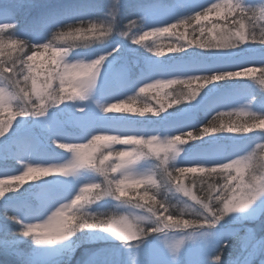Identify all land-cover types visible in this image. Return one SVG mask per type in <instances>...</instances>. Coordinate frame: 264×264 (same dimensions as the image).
Wrapping results in <instances>:
<instances>
[{
    "label": "snow or ice",
    "instance_id": "6c2138e0",
    "mask_svg": "<svg viewBox=\"0 0 264 264\" xmlns=\"http://www.w3.org/2000/svg\"><path fill=\"white\" fill-rule=\"evenodd\" d=\"M30 4L25 0H14L13 3L6 9H0V16H2L7 22L0 25V42H2L3 33L7 29L15 31L18 27V23H12L18 17V15L25 9L29 8ZM105 16L106 19L115 21L120 14V0H106L105 4ZM76 10H65L64 15L72 16ZM187 13H194V15H185ZM209 13H215L217 17L224 21L223 24L219 22L213 23L210 19ZM134 16L137 19H130L127 28L130 30L137 26L139 23L144 28L151 29V31H144L142 35L139 33H133L131 40L133 44L139 45L141 41L145 40L150 35L163 34L172 32L174 29H178L185 26H191L194 22L196 25H200L201 21H208L211 27L207 25L199 27V33L201 36L207 31L211 40H204L199 42V38L195 35L192 38H188L187 35L181 33L184 37L187 45L198 44L201 49H217L215 51L216 62L215 65L202 69L209 73L208 75H192L185 80H168V79H156L154 73L160 71V67L155 64H149L147 70H142L141 73L135 77L131 75L130 69L124 65L116 66L110 59L114 53L118 52V48H112L105 51L104 54H99L95 59H91L88 62L78 60L75 63L66 62L65 57L68 55L70 48L54 46L51 41L44 43L43 40H36L32 43L29 51L31 55L24 52V47L27 46V41H15L12 43H19L22 45L20 51L24 53L22 57H19L20 67L17 69L16 61L12 62V66L9 67L5 63H0V76L4 73H9L6 80L14 82L15 86L19 88V93H22L24 100V107H18V109L10 115L7 122L0 121V160H16L24 161L28 160V163L23 165V171L20 175H11L6 173L3 176L7 177L11 181H16L18 184H24L26 181L40 180L41 177L48 176L52 172H59L65 177H69L65 173L68 170L70 173H75L81 169H89L98 172L104 176V187L101 193V185L98 183H87L84 187L79 189V193L75 195V199H71V195L76 191L73 184L66 180H45L39 184H28L27 188H23L20 191L15 192L14 195H6L10 192L15 185H9L5 183V179H0V206H3L6 210L5 215L0 217L3 221L0 224V229H4L6 224L12 223L20 228L19 236L28 238L30 237L35 245H43L46 247L37 248L42 252L63 253L71 250L74 246L72 237L77 232L88 229H100L103 232L110 234L116 240L122 242L125 246L131 247L130 242H136L141 237L148 235L150 232L161 233L168 229H207L211 230L220 221H222L229 214H235L238 212H244L245 218L254 219L258 212V206L264 207V191L257 193V189L253 188L250 180L256 181L258 176L252 173L253 168V155L247 156L240 155L239 152H233L232 154H211L207 152H198L192 155L186 163L191 165L189 167L176 166L171 170L166 167L170 154L171 158L175 159L176 155L182 151L187 141H203L202 137L211 132H249L253 127L264 128V105H261L259 113H251V119L258 121V124L234 127L228 126L217 128L211 126L212 122H209L210 126L204 127L199 132L187 131L185 139V128H193L194 125L189 124L183 118V113L173 114V119L165 118L163 122L154 123L148 122L146 124L157 125L159 128H154L151 131L148 130H125L137 128L136 122L125 119L127 115H102L101 113H122L129 112L140 116H144L145 113H151L155 117H159L161 113L165 112L163 105L159 108H154L145 105L143 108L124 107V101L120 103H104L98 104L100 114L89 112L86 108H77L76 111L80 114L74 119L71 124L79 131L80 140H88L87 144L84 143H71L60 142L58 147L61 149L69 150L73 155L72 159L67 163L53 166L42 167L40 163H33L35 159L40 157L31 150L32 146L36 143L37 137L32 130L28 127V120L23 119L25 117H43L45 111L49 107H58L64 104V101H72L75 99L85 100L86 94L94 87L97 86L98 81H103L102 91L109 99L119 100L121 93L127 90L139 89L140 93H145L152 88H166L175 84H185L189 87L188 95L183 99L193 102L200 96V90L205 85L216 86L217 81H224L234 77H240L246 75L251 69H245L244 71H233L229 67H218L216 65H231L233 59H231V50L240 47L241 44L246 43L249 38L252 41H256L258 38L255 33H246L245 21H252V28L257 27L255 21L264 20V5L260 7L244 8L241 6L239 0H219L217 3H211L210 7H204L201 4L191 3L186 4L184 9L181 10L177 5L167 3L165 0H140L135 7ZM182 17V18H181ZM106 19L99 23L89 22L88 27L83 29L81 27H74L73 24H68L70 29L68 32H60L53 34L57 41H63L66 37H70L73 34L78 38L81 34L92 35L97 33V30H102L105 27ZM171 20H176V23H171ZM83 25L84 20H75ZM58 23L57 14L53 13L47 17L42 18L39 22L34 21L33 27L39 25H55ZM67 24V23H66ZM160 24H166V27H160ZM173 34H175L173 32ZM129 36V31L124 32V37ZM235 42V43H234ZM259 42L264 44V27H261V35ZM149 52L153 51L152 47H146ZM184 45H169V52H182L184 51ZM43 49L45 52H49L50 56L45 62L36 64V58L43 53L40 51ZM161 51H156L155 55L160 56ZM32 62V63H29ZM264 63V60L261 61ZM87 64L88 67V79L84 80L79 73V69ZM242 67V65H236ZM261 75H264V69H261ZM43 77V81L38 85V78ZM25 82L24 87H19L20 79ZM31 80V93L27 88V82ZM59 81V89L54 87V82ZM152 80V83L148 81ZM81 81H84L81 83ZM195 82H200L199 86L195 89L191 88V85ZM264 83V80H261ZM67 85V87L65 86ZM115 85V86H114ZM143 85V86H141ZM19 93H13L12 95L5 97V89L0 87V113L6 111V105H11L12 101L17 98ZM33 97L35 99H33ZM133 103H135L132 97H129ZM176 100H172L169 107L172 104H178ZM219 115H224L219 113ZM15 117H21L22 119L16 120L13 123ZM216 117H213L215 120ZM163 129L160 136L156 135V131ZM116 132V135H97L96 133H108ZM178 133V134H175ZM52 143L58 141L68 140L66 129L61 125L58 127L54 134ZM91 137L89 140L88 138ZM145 137H147L145 139ZM108 141L113 144L124 145H137L132 151H119L113 154L109 151L107 155L100 153L99 156H95L91 153L87 155H81L83 149L90 147L96 141ZM193 143H187L191 145ZM153 144H161L160 151L164 152L163 158L157 156L159 159V166L162 174H166L169 180V184L175 181L174 187L176 191L182 192L185 197H188L196 205L202 209V213L194 219H183L184 212H180V215H174L169 211L162 202L158 201L156 195L150 194L149 190L144 189L143 194L137 193L139 201H144L143 204L137 202L136 207L146 208L151 213V225L147 231H138L132 225L131 221L125 216L118 218H106L95 219L94 222H82L75 223V219L78 217L77 213L80 208L85 204L93 200H99L101 195H111L106 191V186L111 185L112 190L115 193L114 197L117 200H121L124 203L130 202V200L122 199L129 197V189H136L144 185L157 186L156 180L153 176L135 177L130 174H126L125 170L140 159L141 155H147L143 152L144 145L151 146ZM260 148V145H257ZM115 155L116 162L106 163L110 158ZM235 155L238 158H232ZM99 160V165L96 161ZM228 161V162H225ZM183 164V165H184ZM36 165V166H33ZM111 170L116 176L112 179H108L107 171ZM233 171L235 175H233ZM187 173H200L199 177H186ZM119 177V178H117ZM220 177L224 180L223 184L215 182V178ZM185 179H191V186L184 184ZM199 181V193L196 194L193 189ZM95 185V188L89 186ZM126 186L125 188L121 187ZM206 185V186H205ZM92 190H96L93 192ZM113 196V195H112ZM71 199L70 204L60 203L62 200ZM59 204V207L56 205ZM55 208L53 212L52 209ZM10 210V214H9ZM51 215L48 216V213ZM44 216H48V222L58 220L59 228L55 234H51L48 229V223L45 224H33L24 223V221H31L33 219H43ZM238 217L233 216V219ZM138 245H136L137 247ZM225 243H221L219 248L213 255L214 264H221L223 248ZM244 248L247 250V257L244 264H252V258L256 255H264V245L255 240L252 230L249 229L247 236L244 238ZM177 246L173 247V252L176 251ZM94 255V254H93ZM22 264H35V261L31 258H25Z\"/></svg>",
    "mask_w": 264,
    "mask_h": 264
},
{
    "label": "rangeland",
    "instance_id": "374dc122",
    "mask_svg": "<svg viewBox=\"0 0 264 264\" xmlns=\"http://www.w3.org/2000/svg\"><path fill=\"white\" fill-rule=\"evenodd\" d=\"M245 4L246 8L260 7L264 5V0H239ZM14 0H0V9H6L13 3ZM26 3L34 5L35 0H25ZM140 0H120V14H124L127 10H132L136 7ZM167 3H172L178 6L181 10L184 9L186 4L196 3L201 4L204 7L211 5V3H217L219 0H165ZM105 4L106 0H56L51 3H46L37 7L25 8L18 16V22L12 21V23H18V27L13 30L7 29L3 33L2 42H0V63H5L9 67L13 61L17 59V56L24 55L20 51L22 45L19 43L13 44L12 41H20L18 38H25L26 36L31 40H42L47 32V25H39L33 27V22H39L38 18H32L34 15L39 16L41 19L47 17L53 13H58L60 18H65V10L74 9L76 10L74 15H86L87 12H96L105 15ZM31 7V6H30ZM41 14V15H40ZM72 15V16H74ZM185 15H194V13H187ZM70 17V16H68ZM182 18V17H181ZM171 20L170 22H175ZM7 22L2 16H0V25ZM257 27L252 26L245 21L246 33L251 35L257 30H261L264 27V20L255 21ZM163 24H160L161 26ZM25 28V29H24ZM124 31L127 30L124 27ZM89 39H92V35H88ZM150 43L146 47H152L153 51L149 52L147 48L144 51L145 54V69L149 67V64H155L160 67V71L154 73V78L162 79L165 73L168 74V79H181L187 75L195 74L196 72L203 71L202 69L215 65L216 55L215 52L205 56H192L191 58L176 59L169 62H159L158 56L155 55L157 43L154 35L147 37ZM81 37H78L76 42H80ZM152 39V41H151ZM147 41V40H146ZM248 43L242 48L231 50V59L233 62L231 65H216L218 67H229L233 71H244L245 69H251L246 75L240 77H234L225 80L217 90L210 92L207 96L199 98V103L194 101L188 107L179 110L176 113H183V118L189 124L197 120H201L205 116L215 111H230L237 110L242 112L259 113L261 105H264V77L261 75V69H264V44H253L249 38ZM177 45V44H176ZM184 45V51L180 53H188L193 49L189 45ZM177 45V46H179ZM24 47V52L26 46ZM118 48V52L114 53L110 59L116 66L124 65L128 68L127 64H124L121 60L123 51L118 45L112 41L110 42H95L86 48H70L68 55L65 57L66 62L75 63L78 60L88 62L91 59H95L97 55L104 54L105 51L111 50L112 48ZM218 51V50H217ZM120 58V59H119ZM131 75L133 77L141 73V69L137 68L136 63H131ZM236 65H242L237 67ZM130 69V66L129 68ZM133 71V72H132ZM9 73H4L0 76V87L5 89V97L12 95L13 93H19L14 82H9L5 79ZM20 79L19 87H24L25 82L22 78ZM43 81V77L38 78V85ZM153 82L152 80L148 81ZM67 87V85H65ZM115 86V85H114ZM31 87L27 83L29 93H31ZM54 87L59 89V81L54 82ZM103 81H98L97 86H94L87 94L85 100L75 99L72 101H64V104L58 107H49L45 111L43 117H25L23 119L28 120V127L32 130L34 135L37 137L36 143L32 146L31 150L34 151L39 159H35L33 163H40L42 167H53L67 163L72 159V153L67 149H61L58 147L60 142H71V143H84L87 144L88 140H80L79 131L74 128L71 122L76 119L80 114L76 111L77 108L84 107L89 112L100 114L98 104L110 103L113 99L106 97L102 91ZM153 89V88H152ZM22 97V93L17 95ZM12 101L11 104L18 106V99ZM34 99V98H33ZM25 103V102H23ZM11 105H6V107ZM6 112L7 116L4 121L7 122L10 115L15 111L9 110ZM115 113V112H114ZM102 115H114L113 113H101ZM168 115L163 119H157L152 122L160 123L165 118L173 119L174 115ZM22 119L21 117H15L13 123L16 120ZM129 120V119H128ZM136 122L137 128L125 129V130H148L151 131L154 128H159L157 125L146 124L150 121ZM63 126L66 129L68 140L58 141L52 143L54 139L55 131L58 127ZM163 129L156 131V135L160 136ZM253 132V131H252ZM264 133V128L256 130L252 134H241L233 135L227 132L220 133L215 137H209L208 139L191 145L187 143L182 146V151L179 155H176L175 159L171 158V154L166 167L171 170L173 167H189L191 165L184 164L194 154L198 152H207L211 154H232L233 152H239L240 155L247 156L253 155V163L256 160V154L260 151V148L256 151L257 145H261L259 135ZM97 135H116V132L108 133H96ZM177 134V133H175ZM147 137H145L146 139ZM89 140L91 137L88 138ZM140 147L137 145H124V144H113L108 141L100 140L96 141L93 145L83 149L85 155L91 153L95 156H100V153L107 155L109 151L115 154L119 151H132L133 149ZM143 152L147 155H141L140 159L132 164L125 170L126 174H130L135 177H146L153 176L157 182V186L144 185L136 189H129V197L122 199L130 200L128 203H124L121 200L115 199L112 195H101L99 200H93L85 204L79 209L77 215L86 213L85 219L92 217L90 222H94L96 218H118L125 216L129 221H137L140 217H147V219L139 220L138 222L143 225L144 230L147 231L152 227L151 225V213L147 212L146 208L136 207V203L141 204L144 201H139L137 193L143 194L146 187L149 189L150 194H155L158 201L162 202L169 211L174 215H180V208H190L191 211L185 212L183 217L191 216L192 218L197 217L202 213V209L199 205H196L188 197H185L182 192L176 191L172 181L169 184V180L166 174H162L159 166V159L157 156L163 158L164 152L160 151L162 148L161 144H153L151 146L144 145ZM256 151V152H255ZM232 158H238L233 155ZM10 161V160H9ZM261 161H264V156ZM116 162V157L113 155L110 160L106 163ZM228 162V161H225ZM28 163V160L16 161L11 160L6 162L0 160V176L4 173L15 172L18 169L23 171V165ZM99 165V160L96 161ZM184 164V165H183ZM36 166V165H33ZM259 166L257 167V169ZM259 170L255 175H259ZM108 179H112L116 176L110 169L107 171ZM200 173H187L186 177H199ZM233 175L235 172L233 171ZM119 178V177H117ZM101 179V193L104 187V176L98 172L89 169H81L75 172L72 176L65 177L59 172H52L44 180H40L41 183L45 180H66L67 182L74 185L76 191L72 193L71 199H75V195L79 193V189L84 187L87 183H96ZM191 179H185L184 184L190 186ZM215 182L223 184L224 180L220 177L215 178ZM96 190H93L95 192ZM71 199L62 200L60 203L70 204ZM60 205L57 204L56 207ZM55 211V208L52 209ZM5 208L0 206V217L5 215ZM10 214V210H9ZM51 212L48 213V216ZM48 216H44L43 219H33L31 221H24V223L33 224H45L48 223V229L51 234L59 228L58 218L48 222ZM233 216L238 217L233 219ZM182 217V218H183ZM3 221L0 220V224ZM249 229L255 237V240L259 241L264 245V207L258 206V212L254 219L245 218L244 212H238L235 214H229L222 221H220L211 230L207 229H168L161 233L150 232L148 235L143 236L136 242H130L131 247L125 246L122 242L113 238L110 234L101 231L100 229L82 230L81 233H76L74 246L71 250L63 253L53 252H42L37 248H43L46 246L35 245L33 240L28 237L19 236L20 228L15 224L8 223L5 228L0 229V264H22L25 258H31L35 261V264H214L213 255L219 248L221 243H225L226 246L223 248L221 264H244L245 258L247 257V250L244 248V238L247 236ZM81 235V236H80ZM136 245H138L136 247ZM176 251L173 252V247L177 246ZM94 254V255H93ZM252 264H264V255H256L252 258Z\"/></svg>",
    "mask_w": 264,
    "mask_h": 264
},
{
    "label": "trees",
    "instance_id": "16d2710c",
    "mask_svg": "<svg viewBox=\"0 0 264 264\" xmlns=\"http://www.w3.org/2000/svg\"><path fill=\"white\" fill-rule=\"evenodd\" d=\"M36 2L34 3V5H30L32 9V7H37L46 3H51L54 2L56 0H35ZM240 2V1H239ZM241 6L246 8L245 4H243L242 2H240ZM211 5H207L205 7H210ZM135 13V8H133L132 10H127L124 14H119V16L117 17V19L114 21V30L115 31H120L123 30L124 31V27L125 25L128 24L130 19H137L134 16ZM58 16V23L55 25H47V32L44 36L43 42L44 43H48L49 41H51L53 43L54 46H61L64 47L65 45L63 44L62 41H57L54 38V33L58 34L60 32H68L70 29L68 28V24H73L74 27H81L83 29H86L88 27L89 22H94V23H99L100 21H103L106 19V16L103 15L102 13H96V12H87L86 15H74V16H65V18H60L62 16H59L58 13H56ZM41 15V14H40ZM210 19L213 23H217L219 22L220 24H223L224 21L221 20L219 17H217L215 15V13H209ZM32 18L37 19L40 21L41 18L39 16H33ZM19 20V16L17 17V19L15 20L16 22H18ZM75 20H84L83 25H81L79 22H74ZM67 23V24H66ZM171 23H176L175 22H171ZM207 25V27H211V24L208 23V21H201L200 25H196L195 22L191 25V26H185V27H181L178 29H174L172 30V32L169 33H163V34H156L155 39H156V43H157V48L159 49V51L162 52V54L160 56H158L159 58V62L165 63V62H169L172 60H176V59H182V58H191L192 56H205V55H210L213 54V52L217 51V49H201L198 47V44H193V45H189L190 48H192V51H189L188 53H180V52H169L168 46L171 45H179L180 43H183L185 45L186 44V40L184 39L183 36H181V33H184L185 35L188 36V38H192L193 35H195L196 37L199 38L198 43L199 42H203L204 40H211V37L208 35L207 31H205V34L203 36L200 35L199 33V27ZM166 24L161 25L160 27H166ZM127 28V27H126ZM25 29V28H24ZM128 30V28H127ZM144 31H151V29L148 28H144L142 25H140L139 23L137 24L136 27L132 28L129 30V36L128 37H118L115 34H113V36L111 37V39L107 40L106 42H114L118 45V47L123 51L122 53V57L120 61H123L124 64L128 65V68L130 66V70H131V63H136L138 66V69L144 70L145 66H144V62H145V47L143 45H146L148 43H150V40H148V38H146L145 40L141 41V44L136 45L132 43L131 40V35L133 33H139L140 35L143 34ZM173 32L175 34H173ZM255 35L257 36V40L256 41H252L253 44H262L259 42V37L261 35V30H257L255 32ZM42 39V40H43ZM18 40H23V41H27V46L25 49V52L28 53V55H31V51H29V48L31 47L32 43L35 42L36 40H31L30 38H28L27 36L25 38H18ZM147 40V41H146ZM152 41V39H151ZM248 43V42H246ZM249 44V43H248ZM247 44H241L240 47L237 48H242L243 46H245ZM236 48V49H237ZM43 55H40L36 58L35 63L39 64L41 62H45L47 60V58L50 56L49 52H45L43 49L40 50ZM219 51V50H218ZM24 54V53H23ZM23 56V55H22ZM20 56V57H22ZM19 56H17L16 61V67L17 69H19L20 64H19V60H18ZM120 59V58H119ZM32 63V62H29ZM12 66V63L9 64ZM133 72V71H132ZM209 73L205 72V71H201V72H196L195 74H190L185 76L183 79H187L189 76L192 75H208ZM168 74L165 73L164 77L162 79H168ZM168 80H175V79H168ZM179 80V79H176ZM181 80V79H180ZM224 81H217L214 82L216 83V86L213 87L211 85H205L204 88H202L200 90V96L198 95L197 99L199 100V98L201 97H205L207 96L210 92H214L215 90H217L219 88V86L224 83ZM30 86H31V80H29L27 82ZM152 83V82H150ZM200 82H195L191 85L192 89H195L199 86ZM143 86V85H141ZM179 88H183L185 89L186 92L189 91V87L185 84H175V85H171L169 87L166 88H153V89H149L148 91H146L145 93H140L139 89H135V90H127L123 93H121L119 100L117 99H113L110 103H120V101H124V107L127 108L129 106L134 107V108H143L145 105L150 106V107H154V108H159L161 105H163L165 112L161 113V115L159 117H155L153 116L151 113H145L144 116H140L138 113L133 114V113H129V112H122V113H114V115H127L124 118L125 119H129V120H135V121H139V122H145V121H154L157 119H163L164 117H167L168 115H172L173 113L182 110L186 107H188L189 105H191L193 102H189L183 98H181L180 103L178 104H172L171 107H169V104H171L172 101V94ZM31 92V91H30ZM129 97H132L135 101V103H133L131 100H129ZM34 98V97H33ZM35 99V98H34ZM6 107V106H5ZM9 108V110L11 111H16L18 109V106L11 104V106L6 107V111H4L3 113H0V120H4V118L7 116L6 112L8 111L7 109ZM219 113H223L224 115H219ZM245 112L242 111H237V110H230V111H224V112H220V111H215L213 113L208 114L207 116H205L204 118H202L201 120H197L195 122H193L192 125H194L193 128H185V139H186V132L187 131H193L195 132H199L200 130H202L204 127L206 126H210L209 122H212L211 126H215L217 128H220L221 126L223 127H228V126H234V127H244V126H249V125H254V124H258V121H253L252 119H249V117L247 115L244 114ZM213 117H216L215 120H213ZM259 127H253L251 131L249 132H227V131H220V132H211L206 134L205 136L202 137L203 141L208 139L209 137H215L216 135L220 134V133H230L233 135H241V134H252L254 132H256V130H258ZM253 131V132H252ZM178 134V133H177ZM260 137V143H261V147H260V151L258 152V154H256L255 157V161L254 163L256 164V166H259V163L261 162L263 156H264V133L259 135ZM188 142H193V141H187ZM197 142H202V141H196L194 143ZM259 148L257 147L256 151ZM255 151V152H256ZM11 161V160H10ZM9 160H6V162H10ZM20 169H18L15 172H8L11 175H20L22 173V171H19ZM6 174V173H4ZM2 174V176H0V179H5V183L9 184V185H15V187L8 193H6V195H14L15 192L22 190L23 188H27L28 184H36L38 183L40 180H44L46 179L48 176H44L41 177L40 180H34V181H26L24 184H18V182L16 181H11L10 179H8L7 177H4ZM103 181H101V179L96 182L98 184H102ZM191 184V182H189ZM191 186V185H190ZM206 186V185H205ZM200 185H199V181H197V185L196 187L193 189V191L196 194H200L198 189H199ZM93 191V190H92ZM183 219H194L191 216H186L183 217ZM79 234V232H77ZM81 233V231H80ZM81 236V235H80ZM75 237H72V239L75 240Z\"/></svg>",
    "mask_w": 264,
    "mask_h": 264
},
{
    "label": "clouds",
    "instance_id": "9594fccd",
    "mask_svg": "<svg viewBox=\"0 0 264 264\" xmlns=\"http://www.w3.org/2000/svg\"><path fill=\"white\" fill-rule=\"evenodd\" d=\"M249 24H252V21L249 22ZM127 25H125L126 27ZM97 33L92 34V39L88 38L87 34H81L79 37H81L80 42H76L77 37L75 34H73L70 37H66L62 42L65 45L64 47L66 48H86L89 45L99 41L101 43L111 39V37L113 36V34H115L118 37L124 36V32L123 30L120 31H115L114 30V21L106 19L105 22V27L102 30H97ZM235 43V42H234ZM79 73L82 77H84V80L88 79V67L87 64H85L83 67H81L79 69ZM262 77H264V75H262ZM84 81H81V83H83ZM179 84V83H178ZM188 95V92L185 91V89L183 88H179L177 89L173 94H172V100H176L177 102H180L181 98H184ZM19 103H18V107H24V100L23 97H18L17 98ZM245 115H247L249 117V119H251V115L250 112H245ZM81 155H84V153H81ZM257 170H259V175L258 179L256 181H253L251 179L252 174L250 173V180L249 182L252 183L253 188L257 189V195L259 192L264 191V161H261L259 163V168L257 169V166L255 163H253V168H252V173H256ZM68 176H72L74 173H70L68 170H65V173ZM90 188H95V185H91L89 186ZM121 187L125 188L126 190V186L122 185ZM146 191H148V187L145 188ZM106 191L109 192V194L111 195H115V193L112 190V186L111 185H107L106 186ZM180 212H189L191 211L190 208L184 207V208H180L179 209ZM148 212V211H147ZM150 213V212H149ZM85 216H87L86 213L78 215V217L75 219V223L79 224L82 222H87L90 221L92 219V217H88L87 219H85ZM99 219V218H96ZM147 219V217H140L138 218L137 221H131L132 225L135 227L136 230L138 231H143L144 227L142 224H140L138 221L139 220H144Z\"/></svg>",
    "mask_w": 264,
    "mask_h": 264
}]
</instances>
